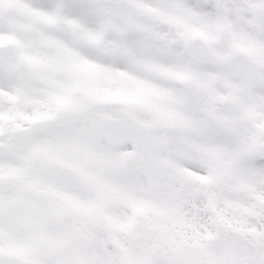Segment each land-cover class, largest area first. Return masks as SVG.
<instances>
[{
  "label": "snow or ice",
  "instance_id": "snow-or-ice-1",
  "mask_svg": "<svg viewBox=\"0 0 264 264\" xmlns=\"http://www.w3.org/2000/svg\"><path fill=\"white\" fill-rule=\"evenodd\" d=\"M0 264H264V0H0Z\"/></svg>",
  "mask_w": 264,
  "mask_h": 264
}]
</instances>
